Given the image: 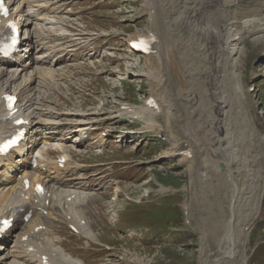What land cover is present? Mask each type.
Returning <instances> with one entry per match:
<instances>
[{"label":"bare ground","instance_id":"1","mask_svg":"<svg viewBox=\"0 0 264 264\" xmlns=\"http://www.w3.org/2000/svg\"><path fill=\"white\" fill-rule=\"evenodd\" d=\"M4 2L9 11L7 17L0 15V35L5 31V24L13 21L20 31L23 30L24 34L27 33L23 39H26L28 48L33 46V37H36L33 35H37V37L43 39H60L62 44L68 43V49L66 46L52 45L53 49L51 52L66 51L67 55L73 52L74 56H83L85 54V60L82 62H63L58 69H49L48 73L52 78H63V73L70 71L67 66L73 69L86 68L88 65L92 67L95 64V62H88V58H86L88 51L84 53L86 44H82L83 42L79 40L82 36L87 35L88 32H83L81 26L78 25L80 27L78 28L74 25L75 23L69 24L75 29L76 32L74 33L67 30L63 31L61 28L63 25H68V23H65L66 20L64 18L66 17L64 16L68 14L69 9L65 5L73 2L72 0H4ZM234 4L235 0H144V5L141 9L142 13H153L150 20L152 32L148 28L149 32L148 30L146 32L136 31L126 42L127 47H129V42L140 38V43L132 45L142 46L146 49L148 47V37H155V46L151 47L152 54H150L151 52H142L147 63H149V60L154 61L153 71L144 67L145 71L140 73L149 78L152 76L150 81L157 83L160 88L163 87V91L166 94L165 104L169 103L167 107L168 115L170 113L175 115L177 110L174 108L173 99H167L168 93L165 89L167 85L165 79L161 78V81L158 79L157 82V78L159 74H164L168 79V83L174 86L175 77L183 82L181 87L177 86L176 88L181 95V99L178 96L177 99L180 100V109L184 115L193 121L196 128L191 131L181 132V134L187 135L188 138L198 135V139L189 140L183 137L176 142L174 138H171L170 145L163 151L161 157L179 155L183 159L181 154L188 153L183 156L184 161L192 162L188 165L192 166V170L196 172L202 183L215 184L221 189L220 192L228 191L227 215L223 217L225 219H219L217 224L219 227L217 229L221 231V238L216 250L221 255L214 258V264H220V260L231 264H244L242 255L245 230L248 224L246 220L249 221L258 213L257 203L261 194V172H263V167H260L257 161L258 154L254 152L255 144L261 142L263 136L252 122L246 121L244 110L248 108L247 103L245 104L244 101V86L241 81L242 71L240 72L239 69L243 56V49L240 44L241 36L244 32L254 27V22L259 20L260 17L239 19L235 15L237 10L233 9ZM17 6L19 9L14 10ZM157 6H159V9H157ZM33 7H36L35 10L40 9V14L44 15L43 17H37L40 22L34 23L35 26L31 25L34 16V10L31 9ZM45 14L49 15L45 16ZM23 15H26V18L23 19ZM236 20L242 21V24H237ZM48 24L54 25L53 30L47 28ZM161 30H163L162 33ZM103 33L87 40L90 41L101 35H109ZM148 33L151 34L149 35ZM118 34L120 33H114L113 35L116 36ZM142 36L145 38L141 39ZM98 45L101 44L98 43ZM90 49H93V47ZM130 51L133 52L131 49ZM48 56L49 54L45 55V58H49ZM162 58H164L163 62H157V60ZM130 63L136 69L135 62ZM164 63L166 65L165 70ZM25 66L23 65V68ZM101 67L106 66L103 63ZM126 71L130 72L131 68H126ZM70 76L71 74L67 75V77ZM51 83L54 85L53 92L49 91ZM64 83L65 80L61 83L56 81L32 82L29 78L21 75L17 69L5 70L0 67V139L21 128L25 129V135L28 137L33 131L35 133L40 131L39 129L35 130V127L44 124L46 127L42 130L46 134L44 135L45 137L58 138L63 141L71 140L75 145H66L63 142H59V145L54 148L36 149L43 154L60 153L63 156H70L74 151L89 152V150L77 149L82 147L84 139H78V136L72 137L76 131L74 126H83L90 130L91 134L96 135L105 122L114 124L115 121H109L111 119L118 118L121 120L125 119L124 116L138 117L146 114V119L140 117L144 123L142 128L156 132L162 128L157 121L152 119L160 111V108L158 105L157 108H154L150 106L151 104H147V98L139 106L119 104L116 108L110 109L101 106L100 109L91 111L90 114L93 115L91 118L83 117L82 114H75L64 118L63 121L61 119L57 120L54 117L56 115L61 116V113L45 108L48 105L45 103L53 102V104L59 105L57 101H61L60 104L68 102L66 99H58L55 96L56 94H61L62 89L65 90L69 86L74 87L71 82ZM26 91H30V94L25 100H22V92ZM12 92L18 98L14 106L17 110L13 115L5 109L3 99L5 93ZM53 98H56L57 101H53ZM29 107L39 111L28 110ZM158 109L159 111H157ZM27 110L28 112L24 115ZM34 111L38 112L39 115H46L50 119L39 118V120H34L36 116ZM73 112L75 111L67 110L66 114ZM19 117L25 123L15 125L14 121ZM87 118L89 119L87 120ZM240 125H242L241 128ZM115 128L118 132H124L122 128ZM77 132H81V130H77ZM129 132L134 135L143 133V131L138 130ZM125 134L127 135L126 132ZM103 137L105 139L106 136L104 135ZM72 138L74 141H72ZM77 140L78 142L76 143ZM39 142L47 144L49 141L39 139ZM37 143L38 141H34L30 145L23 144V147L19 151L15 150V152L23 154L25 150L29 151ZM174 143L175 145L173 146ZM25 146H27L26 149ZM1 162L2 157H0ZM54 163L53 161L46 163L42 160L38 166L39 171L35 173L33 171H24L20 177H17L18 175L14 176L13 173L17 166L14 169H10V173L0 172V215L9 214L14 208H22L23 212L32 211L34 213L32 218L27 224H24L25 230L19 236H33L38 246V252L32 258L24 254L25 247L23 245L27 241H19L18 236L15 243L12 246L9 244L5 252L0 254V264H77L73 260L79 261L80 264H86L80 257L68 252L61 245L59 237L53 236L51 229L41 221L44 219L42 217L44 215L47 216L45 219L50 224L53 221L72 224L77 229V233L83 236L86 243L89 242L90 246L95 243L102 244L97 242L98 240L96 241L91 226V222L95 221V219L88 221L87 213L83 206L84 204L87 206L89 202L91 205L94 204V200L105 202L106 205L109 203L107 201L108 198L102 195L103 190L97 191L101 187L97 188L94 186L96 181L100 182L99 177L94 176L93 173H89L85 177H66L63 173L54 176ZM56 163H58V160H56ZM231 163H234L237 167L232 168ZM21 165H24V163L21 162ZM41 167H45L47 171L42 172ZM68 167L69 164L65 162L64 168L67 169ZM100 169L102 173L105 169L104 165H100ZM36 178L39 180L37 183L43 186L44 194H39L35 191ZM24 179L29 181L25 191ZM217 180L220 184H218ZM86 181L93 187H88ZM228 186L229 189H227ZM163 188L159 186L160 193L165 191ZM90 189L92 190L91 192ZM202 195V191L198 192L199 197H202ZM43 199L49 200V209H41L39 211L37 206ZM244 207L247 210L244 214L242 213L245 221H236L238 212L243 211ZM184 208L189 215L188 201L185 202L184 200ZM193 208L195 210V206ZM221 210L223 211L222 213L225 212L223 208ZM52 213L54 217H52ZM22 215L20 216L22 217ZM55 225L56 223H54ZM19 228L20 225L16 223V229ZM205 241L207 243L210 241L209 243H211L213 239H207L205 236ZM204 246L206 248L203 253H205L206 257L211 256L210 252L212 251L208 248L210 245L205 244ZM106 250L109 251V249ZM66 253L72 258H69ZM134 260L133 258L132 264H138L137 262L134 263Z\"/></svg>","mask_w":264,"mask_h":264},{"label":"rangeland","instance_id":"2","mask_svg":"<svg viewBox=\"0 0 264 264\" xmlns=\"http://www.w3.org/2000/svg\"><path fill=\"white\" fill-rule=\"evenodd\" d=\"M138 3L139 0H130L129 4L122 6L120 11L115 10L112 13L101 10L86 11V5L93 4L94 8L96 5L100 9L105 10L104 6L106 8L121 7L119 1L83 0L82 2H71L65 5L68 8V4H72V8H68V14L64 16L67 18L64 19L68 25L61 26L63 31L67 30L74 33L76 32L75 29L69 24L75 23L76 27L80 25L83 32L86 33L90 30L87 35L79 39L80 42H83L82 44H86L84 53L90 50L92 43L94 47L99 46L98 43L101 44L104 47L100 49H105L106 51L101 50L100 54L104 51L101 59L100 56L94 57L96 62L92 67L88 65L86 68L71 69L67 66L70 71L63 73L64 77L58 78L56 82L61 83L65 80L64 84L71 82L74 87L69 86L65 90L62 89V93L55 96L58 99H66L68 102L60 104L61 101L53 98V101H57L59 105L48 102L45 104L52 107L46 105L45 108L61 114H66L67 110L75 111L67 115L82 114L83 117L91 118L93 116L90 114L91 111L98 110L101 106L110 109L116 108L117 103L118 105H126L116 100L141 103L147 96L153 94L160 97L161 101H164V107H162L161 112L152 117L153 120L161 122L159 124L162 126L161 130L163 131L159 134L154 131H145L144 135L139 136L142 141H137L139 139L137 135L131 138L127 136L126 141L125 139L121 141L122 134L115 127L124 128L125 126L126 129L143 131L142 121H132V119L128 118L125 123V119H111L109 121H115L114 124L105 122V124H102L103 127L99 128L100 132L96 134L98 137H102L98 141L101 144H98L89 155H85L80 159L81 162L89 164L105 161L121 162L116 164L112 170H109L104 165L105 169L102 175L98 176L99 180H101L98 184L101 189L97 191L103 190L102 195L108 198L107 201L109 203L106 205L105 202L94 200L92 205L90 202L87 206H85L86 204L83 205L88 221L95 219L91 226L101 230L98 238L101 242H105L112 247L109 248V251L106 250L107 248H98L92 245L89 249L86 247L84 252L80 248L84 246V241H77L76 236L69 232L65 223L55 222L56 225L54 226L53 224L54 231L61 234V239H64L63 235H66L65 239L69 240V249L81 251L85 258L80 259L86 264H132L133 258L135 259L134 263L137 262L138 264H214V258L221 255L216 250L221 238V231L217 229L219 228L217 224L219 219H225L223 217L227 215L228 191L220 192L221 189L217 185L202 183L196 172L192 170V166L188 165L192 162L184 161L183 156L188 153L181 154L183 159L180 156L165 157L171 158V160L158 159L170 145L171 138H174L176 142L183 137L189 140H197L198 135L188 138L187 135L181 134V132L191 131L196 128L193 121L184 115L180 109V100L177 99V96L181 99V95L176 88L183 85L181 80L179 81L175 77L174 86L168 83V79L164 74H159L157 78V82L158 79L160 81L162 80L161 78L165 79L167 83L165 88L168 93L167 99H173L174 108L177 110L175 115L173 113L168 115L167 107L169 103L165 104L166 94L163 91V87L160 88L157 83L152 82V87H150V80L147 77L142 75L134 76L135 71L142 69L146 61H144V56L132 53L126 47V42L136 31L146 32L148 29L152 31L149 16L147 14L142 15L137 10ZM92 8L93 6H91ZM157 9H159V6H157ZM233 9L237 10L235 15L239 19L260 17L259 20L254 22V27L242 34L240 42L243 56L239 69L240 72L242 71L241 81L244 86V101L245 104L247 103L248 108L244 110V115L246 121L252 122L263 136L262 141L257 142L254 146V152L258 154V164L263 167V172H261V194L257 203L259 210L256 216L249 221L246 220L248 224L245 236L243 235L242 257H244V264H264V0H235ZM87 14L92 15L88 17ZM236 23L242 24V21L236 20ZM162 32L163 30H161ZM102 33L109 34L107 39L106 35H101L90 41L87 40ZM114 33L120 34L115 36L113 35ZM102 43L104 44L102 45ZM133 61L138 64L136 69L131 66L130 62ZM163 61L164 58L157 60V62ZM103 63L106 67H101ZM148 64L149 69L153 71L154 61L149 60ZM129 67L131 68L130 72L133 74L126 73V68ZM165 67L164 63V70ZM69 74L71 76L67 77ZM49 91H54L53 83L49 85ZM175 97L176 99H174ZM96 102L97 106L94 105ZM87 103L92 106L87 107ZM38 106L40 105L38 104ZM57 116L60 117L59 115ZM138 117L146 119L147 115L142 114V116ZM241 127L242 125H240ZM113 133L115 134L113 135ZM104 135L109 138L106 140L107 142L104 140ZM128 138L137 139L132 141ZM89 142L86 140L84 146L88 145ZM102 142L109 144L104 145ZM102 148L104 151L101 154H97ZM129 148L133 149L130 150ZM82 153L88 152L84 151ZM110 165L108 164L109 167ZM231 167L235 168L237 165L231 163ZM97 168L100 172L102 171L100 166H97ZM180 183H184L182 189L186 193L179 189L165 197L156 198V195L160 193L158 185L161 184L163 185L162 187L165 185L174 189ZM218 184H220L219 181ZM197 186L199 187L197 188ZM148 187H151L150 195ZM155 189L158 193H155ZM163 189L167 190L165 187ZM227 189H229V186ZM201 191L203 195L199 197L198 192L200 193ZM145 196L147 198H144ZM126 198L140 202L144 199L145 201L143 200L144 202L141 204H130L125 212L122 210L124 209V204H126ZM150 199L152 200L148 201ZM184 200L185 202L188 201L190 208L189 215L186 210L187 216H185L188 217V222L187 219L185 222V217L180 207V202L183 203ZM193 206H195V210H193ZM222 208L225 211L224 213H222ZM245 212L247 210L244 207L243 211L238 212L236 221H245L242 217ZM94 235L97 241V235L95 233ZM205 236L207 239L212 238L213 241L211 243L208 241L207 243ZM156 243L159 244V247L158 245H152ZM205 244L210 245L208 248L212 251L210 252L211 256L206 257L205 253H203L206 248ZM66 255L72 258L67 253ZM73 261L80 264L79 261ZM220 261V264H231L224 260Z\"/></svg>","mask_w":264,"mask_h":264},{"label":"snow or ice","instance_id":"3","mask_svg":"<svg viewBox=\"0 0 264 264\" xmlns=\"http://www.w3.org/2000/svg\"><path fill=\"white\" fill-rule=\"evenodd\" d=\"M0 11H4L2 4H0Z\"/></svg>","mask_w":264,"mask_h":264}]
</instances>
